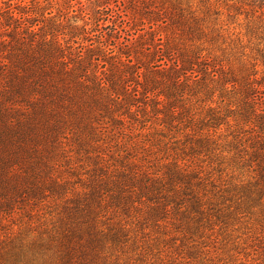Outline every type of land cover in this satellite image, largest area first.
Returning <instances> with one entry per match:
<instances>
[{
    "label": "trees",
    "instance_id": "obj_1",
    "mask_svg": "<svg viewBox=\"0 0 264 264\" xmlns=\"http://www.w3.org/2000/svg\"><path fill=\"white\" fill-rule=\"evenodd\" d=\"M141 1L126 21L0 0V264L264 228V0Z\"/></svg>",
    "mask_w": 264,
    "mask_h": 264
},
{
    "label": "rangeland",
    "instance_id": "obj_2",
    "mask_svg": "<svg viewBox=\"0 0 264 264\" xmlns=\"http://www.w3.org/2000/svg\"><path fill=\"white\" fill-rule=\"evenodd\" d=\"M19 1L22 8H52L54 15H58V10L65 11L64 8H69L71 15L79 13V8H83L88 13L93 8H119L122 14H126L123 17L126 21L130 20L132 8L146 6L141 0H12V3ZM220 8L226 12V6L222 3ZM243 17L244 15L240 16ZM222 18L225 19V15ZM238 30L240 29L236 27L235 32ZM241 32H244V29ZM243 40L246 43L247 39ZM251 213L225 227H217L218 230L215 232H209L206 238H201L200 244L187 250L191 253L189 258L186 257L187 251L182 249L187 246L184 239L171 232L160 236L163 242L153 250L151 259L134 264H264V237L259 239L256 233L257 231L263 233L264 228L259 230L257 216ZM162 249L165 250L159 251ZM134 256L133 254L132 257ZM132 263L133 260L130 264Z\"/></svg>",
    "mask_w": 264,
    "mask_h": 264
}]
</instances>
